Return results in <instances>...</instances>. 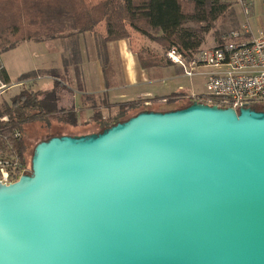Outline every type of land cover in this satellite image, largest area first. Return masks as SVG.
Here are the masks:
<instances>
[{
  "label": "water",
  "instance_id": "obj_1",
  "mask_svg": "<svg viewBox=\"0 0 264 264\" xmlns=\"http://www.w3.org/2000/svg\"><path fill=\"white\" fill-rule=\"evenodd\" d=\"M0 264H264V107L193 101L37 142L0 183Z\"/></svg>",
  "mask_w": 264,
  "mask_h": 264
},
{
  "label": "trees",
  "instance_id": "obj_2",
  "mask_svg": "<svg viewBox=\"0 0 264 264\" xmlns=\"http://www.w3.org/2000/svg\"><path fill=\"white\" fill-rule=\"evenodd\" d=\"M233 5V0H0V52L23 42L53 41L64 37L76 39L86 32H94L95 39L100 40L98 46L103 47L135 32L157 43L162 50L158 54L149 48H141L137 53L141 67L166 66L171 64L165 56L166 50L174 46L182 55L191 56L217 22H223L224 27L231 15L235 18ZM97 27L101 28L97 30ZM227 32L214 30L216 43L222 42ZM1 72L8 80L4 68ZM37 74L26 72L20 80L34 78ZM50 75L49 86L36 90L22 88L0 105V115L7 116L6 130L18 128L21 132L20 139L11 140L21 157L28 150L24 126L29 121H41L47 128L52 122L68 127L94 122L100 132L129 118L126 117L129 111L138 110V113L151 103L173 104L184 100L186 103L177 107L182 108L192 102L184 93H171L152 99L150 103L148 100H129L118 103L116 109L107 114L95 108L83 121L74 105L60 104L64 92L71 91L68 84L55 71ZM54 135L47 134L41 140Z\"/></svg>",
  "mask_w": 264,
  "mask_h": 264
},
{
  "label": "built area",
  "instance_id": "obj_3",
  "mask_svg": "<svg viewBox=\"0 0 264 264\" xmlns=\"http://www.w3.org/2000/svg\"><path fill=\"white\" fill-rule=\"evenodd\" d=\"M242 4L244 14L249 13L248 3ZM166 58L182 69L186 77H205V89L198 93H184L190 100L217 107H264V31L252 32L247 21L229 30L222 42L201 45L186 57L176 47L165 52ZM0 65V105L5 94L13 87H29L40 78L20 80L11 84L2 76ZM7 116L0 115V183L9 184L30 171V161L21 157L12 141L21 138L18 128L6 130Z\"/></svg>",
  "mask_w": 264,
  "mask_h": 264
},
{
  "label": "rangeland",
  "instance_id": "obj_4",
  "mask_svg": "<svg viewBox=\"0 0 264 264\" xmlns=\"http://www.w3.org/2000/svg\"><path fill=\"white\" fill-rule=\"evenodd\" d=\"M233 2L234 5L232 6V8L234 9L236 19L240 24H242L243 22H245L247 16L243 12L241 2H243V4L248 3L249 8L252 1L233 0ZM230 17L231 18H229L224 24V27L223 22H217L216 27L205 36V40L202 45L208 46L209 44L216 43V38L213 35L214 30H218L220 31V33H223L233 28H237L238 26H236L234 15H231ZM253 26H259V29L261 28V30L264 31V4L262 7L260 6V4H255L251 21V27ZM100 28L101 27H97V30ZM96 32L99 33V31ZM95 43L96 48L92 47V45H89L88 47L92 50L91 53L97 54L99 59L101 60L102 64H100L102 65L105 81H119L120 74L117 71L116 58H113V53L109 52L102 46H98V44L100 45L99 39L96 38ZM135 43L138 46L142 45L144 47H152L151 49H153V51L158 54L162 53L161 47L157 43L149 40L146 37L140 38V41H135ZM55 46L57 47V45ZM67 49L68 50L65 52L64 50L60 51V48L59 50H55L51 45L46 47L36 42H24L10 50L0 52V65L5 68L8 75V81L11 84H16L17 82H19L21 75L26 72L34 71L38 73L37 75H39L40 78L36 80V84L33 83L29 86L33 87V89L35 90L46 87V85H48L47 83H50V80H52L50 73L52 71H55L58 75H60L62 80L65 81L69 87H73V89H78L80 86L81 89H84L85 86L89 88L98 85V76L96 74V71H94V69H91V67L95 65L96 60L91 59V61H89V56H87L89 55L88 53L86 54L85 52L83 53L81 51L80 54L79 52H73L74 50L76 51V49H73V51H69V48ZM87 64V70L83 71ZM179 71V73L175 71L174 66L172 65L167 66L164 69V73L159 76V89L161 90L162 88H164V86H166L165 89L168 91L171 89H182L183 91H190L192 93L204 91L205 77L194 75L190 78L186 77L182 73L181 68L179 69ZM21 89L22 88L18 86L11 88L5 94V99H10ZM185 103L186 101L184 100L175 102L173 104H165V102L160 101L145 105L144 109L165 111L177 108ZM137 111L138 110L129 111L126 117L136 114ZM88 116L87 114H85L84 116L82 115L81 119L84 121L89 118ZM24 130V135L28 143V150L24 156H26L28 161H30L34 145L37 143V141L46 137L47 134H90L99 131V126L97 123L91 122L86 125L79 124L76 127H68L57 122H52L50 123L49 128H47V126H44L41 121L35 120L27 122V124H25L24 126Z\"/></svg>",
  "mask_w": 264,
  "mask_h": 264
},
{
  "label": "crops",
  "instance_id": "obj_5",
  "mask_svg": "<svg viewBox=\"0 0 264 264\" xmlns=\"http://www.w3.org/2000/svg\"><path fill=\"white\" fill-rule=\"evenodd\" d=\"M250 1L252 2L250 3L249 13L245 21H247L250 25L252 32H257L258 30H261V28L259 29V26H253L255 29L251 27L252 14L254 12L255 4H260V6L262 7L264 4V0ZM236 26H240V23L237 21V19ZM95 37L96 36L94 32H86L84 34H80L76 39L64 37L61 40L56 39L53 41L36 42L46 47L51 45L55 50H59L60 48V51L64 50L65 52L68 50L67 48H69V51H73V49L75 48L76 51L74 50L73 52H79L81 54L82 51L83 53H88L89 55L87 56H89V61H91V59L96 60L95 65H93L91 69H94V71H96V74L98 76V85L89 88L85 86L84 89H81V86L78 89L69 87L71 91L68 93L64 92L60 102V104L67 106L74 105L75 110L79 112L81 117L85 114H87V116L89 115L88 117H90L93 109L95 108L102 110L103 114H107L108 112L114 111L118 103L126 102L129 100H141L146 102L148 100L147 103H150L149 101L152 99H159L171 93L192 94V92L183 91L182 89H171L168 91L165 89L166 86H164V88H162L161 90L159 89V76L164 73V69L167 66L172 65L174 66V70L179 73L180 67L173 63L166 66H151L147 68L141 67L137 57L138 51L141 48L151 49L152 47L136 45L135 41H140V38H142L143 36L135 32H133L132 35L126 39L109 42L103 46L109 52L113 53V58H116L117 71L120 74L119 81H105L101 60L99 59L97 54H92V50L88 47L89 45H92V47H94ZM55 45H57V47ZM151 50L153 51V49ZM88 64L85 66L83 71L87 70ZM47 84L48 85L46 86H49L51 84V80L50 83Z\"/></svg>",
  "mask_w": 264,
  "mask_h": 264
}]
</instances>
